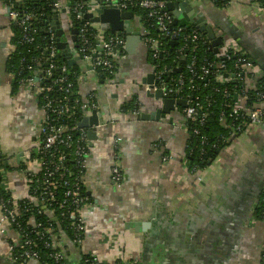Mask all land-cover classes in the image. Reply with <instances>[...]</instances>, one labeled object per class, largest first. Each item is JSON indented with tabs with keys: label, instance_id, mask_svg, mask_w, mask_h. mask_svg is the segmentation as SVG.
<instances>
[{
	"label": "crops",
	"instance_id": "crops-1",
	"mask_svg": "<svg viewBox=\"0 0 264 264\" xmlns=\"http://www.w3.org/2000/svg\"><path fill=\"white\" fill-rule=\"evenodd\" d=\"M188 2L196 19L202 17L215 36L222 37L219 55L234 41L264 77V14L246 0H230L224 9L208 0ZM58 16L63 31L71 29L68 12L59 11ZM137 17L133 27L139 31ZM10 24L6 3L0 1V149L13 168L24 164L36 171L38 163L31 155L39 144L42 115L29 91L19 87L12 93V76L6 71L13 37ZM117 63L111 80L90 72L79 80V94L94 93L106 125L99 127V140L85 159L83 184L89 202L80 210L84 238L79 246L66 235L58 238L67 262L78 264L82 253L107 264L117 259L130 264H262L264 220H249V212L264 189V117L204 171L192 174L185 159L186 121L179 109L158 122L137 116L154 113L161 105L138 87L153 72L144 44ZM133 96L140 103L138 113H121V103ZM115 141L123 175L120 185L111 181ZM3 179L2 188L13 199L27 198L22 172L13 170ZM19 241L16 231L0 223V264H12L7 260L9 243Z\"/></svg>",
	"mask_w": 264,
	"mask_h": 264
},
{
	"label": "built area",
	"instance_id": "built-area-1",
	"mask_svg": "<svg viewBox=\"0 0 264 264\" xmlns=\"http://www.w3.org/2000/svg\"><path fill=\"white\" fill-rule=\"evenodd\" d=\"M0 1L4 2V0ZM8 1L9 6L6 5L8 17L11 23L19 29V43L24 46L32 47L36 42L35 36L37 33L33 24V16L30 13L19 14L15 9V3L10 0ZM21 1L22 0H15L17 4ZM208 1L212 2L214 0ZM246 1L249 5L254 7L258 13L264 14V0ZM88 6L89 4L85 0H79L76 2L73 13H76L74 19L77 21L76 27L78 33L76 42L78 43H71L69 38L67 42L70 46V52L73 58L78 59L76 64L81 65L84 69L79 76V80L83 74H86L87 72L95 74L101 77V79L107 80L115 75V62H117V59L125 56V38L123 35H112L98 25L85 21L83 19V14L86 12ZM116 6L121 11L131 12L130 9L146 11L147 17L153 20L151 27L155 28L158 32L156 38L150 36V31L145 26L142 17H137L141 42L144 44L145 49L149 51L152 60L156 61V65H152L155 82L152 91L157 89L162 90L167 75L174 72V70L179 69L180 61L188 58L187 63H185L186 73L190 76V78L187 79V86L185 85V79L180 72L176 79L171 80V83L168 81L169 87L166 96H171L175 100L185 101L186 107L182 108L180 112L186 122L195 121L200 124L204 123L205 118L209 114L208 110H204L203 107L199 105V101H197L198 98L196 97L194 99L190 94V92L197 90L196 86L193 84L194 80L204 81L206 84L211 80L207 79L208 75L212 74L210 69L206 65L198 64L197 54L195 53L198 44L200 42L204 43L199 36V33L201 32L195 28L174 26L173 18L166 12H163L165 3L160 0H117ZM52 7L58 11L64 9L68 12V10H70V6H67L66 3L63 5L61 2L57 1L52 4ZM45 31L49 37V45L44 48L45 56L43 61L48 63V67L45 71V78L49 79L52 77V73L55 70L58 69L61 73H65L67 67L65 65L57 66L54 64V58L57 52H59L56 47L55 32L51 26L46 28ZM163 40L166 41L168 46L170 42H177L178 45L181 43L177 51L176 62L174 66L169 69L166 67L161 68L159 66V61L162 60L161 55L163 56L164 51L161 49L163 46ZM13 51L14 47L12 46L10 53ZM29 52L34 51L32 50ZM221 54L222 55H218L222 56V61L218 64H214V66L210 65V67L214 68V74H212L214 79L222 85L228 83L230 79L233 78L241 83L240 89L236 92L237 96L234 97L233 103L229 106L230 111L226 113L224 110H221L217 116V122L221 127L224 129H230V136H234L238 131H241L240 129L242 127L244 128L242 129V132H246L251 127L260 124L263 120L264 92L261 90V86L258 85V82L263 75H261L253 60L243 52L234 41L225 45L223 53ZM231 57L234 62L230 68L226 69L223 62ZM39 61L41 62V58L37 59V57H34L31 60V64L39 63ZM21 63H24V59H21ZM19 73L23 75V78L20 80V87L29 91L35 97L37 106L42 115L39 130V144L36 152L37 154L45 155L43 159H36L38 163L36 171H32V169L27 166H25V170L22 171L27 186V198H25V200L33 203L35 207H38L37 213H41L42 211L44 215L51 217L53 211L45 208L44 201H49L50 203L55 200L53 194L48 190L53 191L56 188L57 182H54V179L61 182L64 192L61 202L58 203V207L59 209L67 211L68 219L71 220L70 226L72 231L76 234H84V225L80 217V210L86 203V198L82 194V188L84 187L83 181L86 173L85 159L87 157L88 141L86 130L78 129L77 126L70 128L65 121L72 116H76L74 111L75 105H77L80 111L83 112L84 116H87L93 110H97L96 97L92 92L86 97H82L79 92H77L82 99L80 102L75 99L73 100V103H70L72 100L70 101L69 94L71 93L73 85L71 82L66 81V77L59 76L53 80L50 86H42L41 83L43 77L37 76L33 66H22ZM54 88L61 93L57 97L52 95ZM184 89L187 91V94L182 96L181 94H183ZM249 94H251V98L254 100L251 106L246 105L247 101L250 99ZM39 95L41 96L40 100ZM229 96V90L225 89L222 93L223 99L226 100ZM210 105V103H207V108L210 107ZM238 120L239 122L236 127L230 124L231 121L236 122ZM80 121L81 119L78 120V122ZM73 129L80 131L77 140L71 135ZM117 143L118 141L114 142L113 148L115 157L111 168V181L116 185H120L123 180V175L117 159ZM67 154L72 156L71 159L74 162V168L65 167ZM168 158L169 157H163V160H167ZM46 162L48 164H46ZM42 169L46 176V179L42 182V188L46 189V194L40 193V198H37L36 196L30 197L28 195V183L31 181L29 176L38 174ZM200 172L201 171H196L195 173ZM55 176H57V179ZM200 179L201 178L198 177V180ZM34 193H36V191H34ZM16 202L17 200L13 199V197L11 206H7V204L0 201V223H5L10 226L18 233L20 238L18 244L9 243V255L7 260L12 264H14L16 260L38 262L39 251L36 249V241L35 239L30 238L28 233L21 227L18 221L21 211ZM29 223H31L29 225L34 228L42 226L41 223L36 224L33 217L29 219ZM58 226L59 225L57 224V227ZM57 227L52 234L50 230H47V233L50 234L48 236L51 241L44 242L41 234L37 239L43 241L45 247H51L55 251L52 258L55 262L61 263L65 260V256L61 253L58 247V238L60 235L66 234H64L61 229H57ZM82 240L83 239L76 237L75 240H70V242L75 246H79ZM15 247H19L21 252L14 257L12 251ZM94 262L96 264H103L95 257Z\"/></svg>",
	"mask_w": 264,
	"mask_h": 264
},
{
	"label": "trees",
	"instance_id": "trees-1",
	"mask_svg": "<svg viewBox=\"0 0 264 264\" xmlns=\"http://www.w3.org/2000/svg\"><path fill=\"white\" fill-rule=\"evenodd\" d=\"M15 3V9L19 14L22 13H30L33 16V24L36 32V42L35 44L31 46H24L19 43L20 39V32L17 26L14 24H10V30L13 32V37L11 39V44L14 47V51L10 53L6 59V71L9 75L12 76L11 81V89L12 93H15L17 89L20 87V80L23 78V75L19 73L20 68L22 66L31 65L33 66L34 71L36 72L38 77L42 78V86H50L56 78L59 76L66 77L67 82H71L73 85L71 93L69 94L70 101L77 99L79 102L82 99L78 94V86H79V76L83 72V67L81 65H73L69 66L67 65V62L59 56V52H57L55 58H54V64L57 66L65 65L67 67V70L65 73H61L58 69L55 70L52 74L51 78H45V71L48 67V63L43 61V58L45 56L44 48L47 47L49 37L46 33V28H49L53 18L59 14V11L54 9L52 7V4L57 0H22L20 3H16L15 0H10ZM79 0H64V2L67 4V6H70V10H68V13L71 18V23L73 26H77V21L74 19V16L76 13H73L74 6L76 5V2ZM6 5L9 6V1L4 0ZM230 0H214L211 3H213L214 6H216L219 9H224L229 5ZM263 2V1H261ZM264 3V2H263ZM131 12L136 16H141L144 20L145 26L150 31V36L153 38H156L158 36V32L155 28L151 27L153 20L147 17V12L140 10V9H130ZM199 36L201 38V41L204 43H199L198 48L195 51L197 54L198 64L199 65H206L212 74H214V68L210 67V65L218 64L222 61V56H219L218 54H214L212 50H210V43L205 39L204 35L199 33ZM78 43V42H75ZM177 43V42H176ZM161 49L163 51L162 60L159 61V66L161 68L166 67L167 69L174 66L176 62V56L178 48L180 47L181 43L176 45L170 50V46L167 45L166 41L163 40ZM34 52H29V51ZM37 57L41 58V62L31 64V60ZM21 59H24V63H21ZM146 60L151 65H156V61L152 60L150 57L149 51L146 50ZM182 61L184 62L182 64ZM180 61L179 67L181 68V73L185 79V85L187 86V79L190 78L189 75H187L185 70V63H187L188 58ZM234 60L231 57L230 59H227L223 62L225 65V68L228 69L232 66ZM117 62H115V72L117 71ZM212 74H209L207 79H211L207 84L204 81H198L194 80L193 84L196 86V91L190 92L191 96L195 99L198 98L197 101H199V105L203 107L204 110H208V116L205 118L204 123L200 124L198 122H186V129H187V140H186V162L188 165V171L192 174H194L196 171H204L207 167L211 165V163L216 159V157L221 153L225 148H227L231 142L241 136L243 134L242 129L241 131H238L234 136H230V129H224L221 127V125L217 122V116L220 113L221 110H224L226 113H228L230 110L229 106L233 103L234 97L237 96L236 92L241 87V83L238 82L235 78L230 79V81L224 85L218 83ZM179 73L172 72L170 74V80L169 83H171L172 79H176L178 77ZM112 78H109L107 80H111ZM105 80V79H103ZM261 86V90L264 92V77H262L259 82ZM205 85V87H204ZM186 88V87H185ZM225 89L229 90L230 96L224 100L222 97V93ZM61 93L54 88L52 95L53 96H59ZM187 94V91L184 89L182 96H185ZM250 99L247 101L246 105L251 106V104L254 102V100L251 98V94H249ZM41 96L39 95V100ZM207 103H210V107L207 108ZM140 108V103L136 96H133L129 101L121 103L119 106V111L123 114L128 113H138ZM182 110V109H180ZM76 116L70 117V119H67L65 121L66 124L69 125L70 128L76 127L78 120L82 119L84 117L83 112L80 111L77 105H75L74 109ZM239 120L236 122H230L231 125H234V127L237 126ZM196 131V133H195ZM80 134V131L77 129H73L71 131V135L75 140L78 139ZM89 147H87V155H88ZM69 152V151H67ZM45 156V155H44ZM41 154L34 153L33 156L31 155V159H38L44 157ZM72 156L70 154H67L65 167H73L74 168V162L72 161ZM45 163V162H44ZM46 164H48L46 162ZM48 167V165H47ZM17 170L19 172H22L25 170V165L20 164L16 168H13L7 163L6 156L1 152L0 149V201L7 204V206L12 205V195L9 191L2 189V182L4 175L13 171ZM30 183H28V195L30 197L36 196L37 198H40V193H45L46 189L42 188V182L46 179V176L44 175V170L42 169L41 172H39L36 175H30ZM57 179V176H55ZM56 183V188L52 190H48L50 193L53 194L55 200L50 202L44 201L45 208L52 210V216L48 217L44 215V213L41 211V213H37V208L35 207L33 203H30L23 200H17V206L20 209L21 213L18 217V221L25 230L29 237L32 239H35L36 241V249L39 251V264H70L67 262L66 258L63 262H55L52 258L53 253L55 251L50 247H45L43 244V241H51L47 233V230L54 232V230L57 227V224L59 225L57 229H61V231L66 234V236L72 241L75 240L76 237L83 239L84 234L83 233H74L71 229L70 223L71 220L68 219V213L67 211H64L62 209H59L58 203L62 200V195L64 192V189L62 188L61 182L57 180H53ZM36 191V193H34ZM46 194V193H45ZM82 194L86 198V202H89V197L87 196L86 190L83 187L82 188ZM33 217L35 223H41V227L34 228L33 226H30L29 219ZM254 218L258 220H264V190L259 196L258 199V206L256 207L254 211ZM42 235L43 241H39L37 237L39 235ZM77 240V239H76ZM21 252V249L19 247H15L12 251L14 257L15 255L19 254ZM263 254H264V243L262 245V251L260 256V262L264 264L263 260ZM25 263L23 260H16L14 264H22ZM78 264H96L94 262V257L92 255L87 254H80L79 262ZM107 264V263H103ZM112 264H126L123 260L117 259ZM130 264V263H127Z\"/></svg>",
	"mask_w": 264,
	"mask_h": 264
},
{
	"label": "water",
	"instance_id": "water-1",
	"mask_svg": "<svg viewBox=\"0 0 264 264\" xmlns=\"http://www.w3.org/2000/svg\"><path fill=\"white\" fill-rule=\"evenodd\" d=\"M89 6L83 14V19L92 24L98 25L100 28L112 34L125 38V53L129 56L135 55L138 45L141 43V34L133 27V13L129 11H121L117 8V0H85ZM165 3L163 12H166L173 18V25L185 28H195L205 36V39L210 43V50L214 54L219 53V49L223 46L222 37H216L211 25L206 24L202 17L196 19L193 13V8L188 0H160ZM67 11L62 9L61 13L65 14ZM69 14V13H68ZM68 24L71 25V18L69 15ZM191 22V23H190ZM69 25V26H70ZM55 32L56 47L59 50V56L62 57L67 65L73 66L78 62V59L73 58L70 52V46L67 41L61 40L64 37V31L60 24L59 16L56 15L50 25ZM77 27L71 25L69 29V41L75 43L77 40ZM177 45L176 42H170V50ZM162 58V55H161ZM184 62L182 61V64ZM181 68L174 70V73H180ZM99 73V72H98ZM170 74L165 78V85L163 89L153 90L154 73L147 74L140 82L138 87L145 89V96L161 105L154 113H138L137 116L141 120L160 121L165 119L171 112L176 110V107L185 108L186 103L183 100H175L171 96H166L168 91V81ZM106 125L102 120V114L97 110H93L89 115L84 116L78 122V129L86 130V137L88 146L92 147L93 142L99 140V127Z\"/></svg>",
	"mask_w": 264,
	"mask_h": 264
},
{
	"label": "flooded vegetation",
	"instance_id": "flooded-vegetation-1",
	"mask_svg": "<svg viewBox=\"0 0 264 264\" xmlns=\"http://www.w3.org/2000/svg\"><path fill=\"white\" fill-rule=\"evenodd\" d=\"M191 23V22H190ZM132 24H133V22H132ZM71 25H72V23H71ZM70 25V26H71ZM70 26H69V28H70ZM64 40L63 41H67L68 40V38H69V30H64ZM62 38V39H63ZM61 39V40H62ZM168 97V96H167ZM179 109V112H180V109H182L181 107H176V110H178ZM89 147V146H88ZM262 187V186H261ZM264 188V187H263ZM262 191H263V189L262 190H260L259 191V194H258V198H259V196H260V194L262 193ZM258 206V201H257V203H256V205L253 207V208H251V210H250V212H249V220H252L253 221V218H254V211H255V209H256V207Z\"/></svg>",
	"mask_w": 264,
	"mask_h": 264
},
{
	"label": "rangeland",
	"instance_id": "rangeland-1",
	"mask_svg": "<svg viewBox=\"0 0 264 264\" xmlns=\"http://www.w3.org/2000/svg\"><path fill=\"white\" fill-rule=\"evenodd\" d=\"M62 40H64V38Z\"/></svg>",
	"mask_w": 264,
	"mask_h": 264
}]
</instances>
